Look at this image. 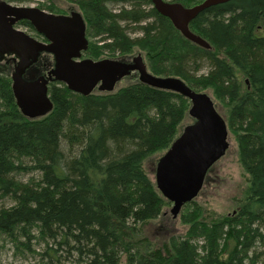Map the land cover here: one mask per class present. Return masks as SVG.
<instances>
[{"label": "trees", "instance_id": "trees-1", "mask_svg": "<svg viewBox=\"0 0 264 264\" xmlns=\"http://www.w3.org/2000/svg\"><path fill=\"white\" fill-rule=\"evenodd\" d=\"M66 1L86 24L84 58L127 61L140 54L150 74L211 91L224 109L246 189L232 216L205 219L196 196L179 212L184 234L152 243L142 227L163 217L171 202L147 164L178 136L190 100L138 76L86 96L52 81L53 107L28 118L16 103L8 58L0 61V199L11 204L0 207V234L24 237L26 248L37 235L65 249L64 256L48 246L47 264H257V245L264 244V0H227L201 11L189 29L209 48L183 37L150 0ZM53 63L43 52L32 68L44 74ZM22 169L40 178L16 180L12 174Z\"/></svg>", "mask_w": 264, "mask_h": 264}, {"label": "water", "instance_id": "water-1", "mask_svg": "<svg viewBox=\"0 0 264 264\" xmlns=\"http://www.w3.org/2000/svg\"><path fill=\"white\" fill-rule=\"evenodd\" d=\"M150 1L183 37L209 48L207 41L189 29V23L205 8L227 0H203L190 7L163 0ZM6 15L12 17L8 19ZM21 19L29 21L45 40L15 29L13 24ZM87 46L86 24L76 10L54 14L37 7L0 5V60L5 55L12 56L11 88L26 117L37 118L51 110L53 103L48 88L52 81L64 83L71 91L86 96L96 90H112L133 71L138 73L140 82L181 93L190 100L187 114L192 121L182 128L154 168L156 187L171 202L169 213L176 218L183 205L199 194L207 171L229 146L225 117L208 93L192 90L179 78L147 72L140 54L127 61L93 60L82 57ZM43 52L50 53L54 63L44 74H38L32 66Z\"/></svg>", "mask_w": 264, "mask_h": 264}, {"label": "rangeland", "instance_id": "rangeland-1", "mask_svg": "<svg viewBox=\"0 0 264 264\" xmlns=\"http://www.w3.org/2000/svg\"><path fill=\"white\" fill-rule=\"evenodd\" d=\"M24 4H30L34 7L43 8L47 12L62 13L68 12L71 9L77 10V6L66 0H27ZM70 6L72 8H70ZM79 10V9H78ZM27 34L35 37L38 40L43 38L37 34L35 30L20 28ZM131 36L137 34L131 33ZM136 53V52H135ZM82 57H86L85 55ZM110 57L103 54L101 58ZM204 71V70H203ZM132 78H126L120 85L130 82ZM211 98L217 105L219 112L224 115V109L217 100L214 99L211 91L207 90ZM192 119L187 116L180 126V131L183 126L190 123ZM227 141L229 146L223 155L212 167V172L208 175L206 184L202 187L201 191L195 198V201L203 207V217L208 219L211 216L229 215L236 211V206L243 198L246 185L247 175L238 163L237 148L232 134L228 133ZM160 154H156L153 157V161L148 163L147 170L150 171V176L153 178L152 170L155 167V162ZM26 164V162H24ZM13 177L21 181L22 183L36 182L40 178V173L34 170L22 169L16 171ZM11 200L9 198L0 199V207L9 206ZM171 205L164 209L163 217L151 221L149 224L142 227L146 233V237L154 244H161L166 241L172 235H182L185 232L186 227L182 224L179 218V214L176 218H172L169 213ZM164 226L163 231L158 230L159 226ZM166 233L162 234V233ZM36 235V234H35ZM26 241L24 237H19L17 241L13 240L6 235L0 234V264H47L48 257L43 253L48 246L57 248V253L60 255H66V251L63 248H59L51 240H43L42 238L35 236L34 239L29 242V247L26 248L21 244ZM66 248V247H65ZM256 251L262 252L258 256L257 264H264V244H258ZM120 264H125L122 259Z\"/></svg>", "mask_w": 264, "mask_h": 264}, {"label": "flooded vegetation", "instance_id": "flooded-vegetation-1", "mask_svg": "<svg viewBox=\"0 0 264 264\" xmlns=\"http://www.w3.org/2000/svg\"><path fill=\"white\" fill-rule=\"evenodd\" d=\"M25 2H27V0H0V5L1 6H3V7H7V6H12V7H34V6H32V5H28V4H24ZM37 7V6H36ZM37 8H39V9H43V8H40V7H37ZM70 8H72L71 6H70ZM73 9H71L70 11H68V12H62V13H57V14H69L71 11H72ZM43 11H45V10H43ZM47 12V11H46ZM50 13H52V12H50ZM6 17L8 18V19H10L12 16H10V15H6ZM25 21H27L26 19H21V20H19V21H17V22H15L14 24H13V27L15 28V29H18V30H21L20 28L21 27H24V28H26V29H30V27L29 26H27V24H25ZM41 40H43L42 38H41ZM8 58H12V56L11 55H5L4 57H3V59L2 60H0V61H2V64L3 65H6V64H8ZM13 63H14V61H13ZM136 74V75H135ZM133 76H138V73L137 72H131V74L130 75H128V76H126V77H133ZM227 150V149H226ZM226 152V151H225ZM225 154V153H224ZM223 154V155H224ZM223 155L221 156V157H223ZM220 157V158H221ZM220 158H218L212 165H214ZM211 165V166H212ZM210 172V171H209ZM208 174V173H207Z\"/></svg>", "mask_w": 264, "mask_h": 264}, {"label": "bare ground", "instance_id": "bare-ground-1", "mask_svg": "<svg viewBox=\"0 0 264 264\" xmlns=\"http://www.w3.org/2000/svg\"><path fill=\"white\" fill-rule=\"evenodd\" d=\"M163 1H166V2H171V1H169V0H163ZM171 3H175V2H171ZM199 4V3H198ZM196 5V4H195ZM183 6H185V5H183ZM193 6V5H192ZM186 7H190V6H186ZM208 8V7H207ZM206 9V8H205ZM203 11V10H202ZM159 13V12H158ZM160 14V13H159ZM160 15H162V14H160ZM163 16V15H162ZM194 44H196V43H194ZM196 45H198V44H196ZM198 46H200V45H198ZM142 61L144 62V60L142 59ZM191 88V87H190ZM192 89V88H191ZM193 90V89H192ZM184 127V126H183Z\"/></svg>", "mask_w": 264, "mask_h": 264}]
</instances>
